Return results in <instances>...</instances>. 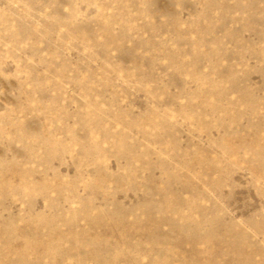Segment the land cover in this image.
I'll return each mask as SVG.
<instances>
[{
    "label": "rangeland",
    "instance_id": "rangeland-1",
    "mask_svg": "<svg viewBox=\"0 0 264 264\" xmlns=\"http://www.w3.org/2000/svg\"><path fill=\"white\" fill-rule=\"evenodd\" d=\"M0 264H264V0H0Z\"/></svg>",
    "mask_w": 264,
    "mask_h": 264
}]
</instances>
